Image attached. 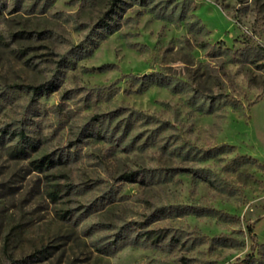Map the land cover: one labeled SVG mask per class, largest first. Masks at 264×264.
Returning <instances> with one entry per match:
<instances>
[{
    "label": "rangeland",
    "instance_id": "obj_1",
    "mask_svg": "<svg viewBox=\"0 0 264 264\" xmlns=\"http://www.w3.org/2000/svg\"><path fill=\"white\" fill-rule=\"evenodd\" d=\"M0 264H264V0H0Z\"/></svg>",
    "mask_w": 264,
    "mask_h": 264
},
{
    "label": "trees",
    "instance_id": "obj_2",
    "mask_svg": "<svg viewBox=\"0 0 264 264\" xmlns=\"http://www.w3.org/2000/svg\"><path fill=\"white\" fill-rule=\"evenodd\" d=\"M116 1H118V0H112V5H113V6L116 5ZM32 90H33L34 92H38V91L49 90V88H48V84H41V85H38V86L33 87ZM224 147L226 148V146H224ZM40 167H41V164L38 166V168H40ZM132 177H133V174H132V173H128V174H123V175L121 176V179L128 181V180H130Z\"/></svg>",
    "mask_w": 264,
    "mask_h": 264
}]
</instances>
